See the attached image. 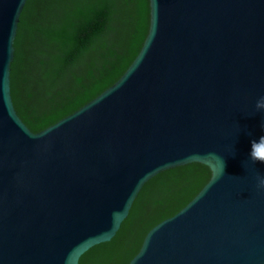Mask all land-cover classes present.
Masks as SVG:
<instances>
[{
  "label": "water",
  "instance_id": "1",
  "mask_svg": "<svg viewBox=\"0 0 264 264\" xmlns=\"http://www.w3.org/2000/svg\"><path fill=\"white\" fill-rule=\"evenodd\" d=\"M260 97L264 0H0V264H264Z\"/></svg>",
  "mask_w": 264,
  "mask_h": 264
},
{
  "label": "clouds",
  "instance_id": "2",
  "mask_svg": "<svg viewBox=\"0 0 264 264\" xmlns=\"http://www.w3.org/2000/svg\"><path fill=\"white\" fill-rule=\"evenodd\" d=\"M255 107L257 110L264 111V97H260L255 104ZM261 129L264 131V121L261 122ZM264 139V136L260 137L259 140ZM258 140V141H259ZM257 140H254L251 142V149L249 152V159L253 162H259V163H264V151H257L253 149V144L258 142ZM224 169V161H223V167L222 171ZM259 186L264 187V179H261L259 181Z\"/></svg>",
  "mask_w": 264,
  "mask_h": 264
}]
</instances>
